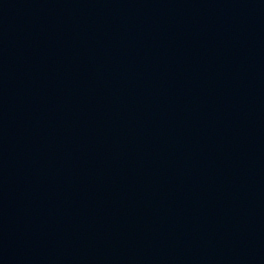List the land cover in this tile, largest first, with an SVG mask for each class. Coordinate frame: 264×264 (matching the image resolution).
<instances>
[{
    "label": "water",
    "instance_id": "water-1",
    "mask_svg": "<svg viewBox=\"0 0 264 264\" xmlns=\"http://www.w3.org/2000/svg\"><path fill=\"white\" fill-rule=\"evenodd\" d=\"M0 264H264V0H0Z\"/></svg>",
    "mask_w": 264,
    "mask_h": 264
}]
</instances>
